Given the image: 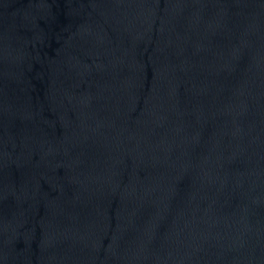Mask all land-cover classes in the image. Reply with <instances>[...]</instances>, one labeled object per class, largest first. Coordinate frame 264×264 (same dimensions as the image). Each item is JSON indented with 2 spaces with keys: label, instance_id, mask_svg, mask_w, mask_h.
Returning a JSON list of instances; mask_svg holds the SVG:
<instances>
[{
  "label": "water",
  "instance_id": "water-1",
  "mask_svg": "<svg viewBox=\"0 0 264 264\" xmlns=\"http://www.w3.org/2000/svg\"><path fill=\"white\" fill-rule=\"evenodd\" d=\"M0 264H264V0H0Z\"/></svg>",
  "mask_w": 264,
  "mask_h": 264
}]
</instances>
